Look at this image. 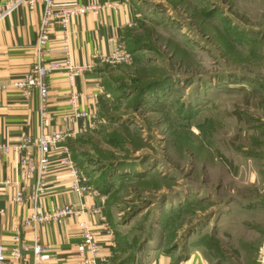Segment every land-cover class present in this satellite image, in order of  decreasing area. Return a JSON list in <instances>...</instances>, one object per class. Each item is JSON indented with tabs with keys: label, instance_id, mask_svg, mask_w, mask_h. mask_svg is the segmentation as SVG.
Here are the masks:
<instances>
[{
	"label": "rangeland",
	"instance_id": "374dc122",
	"mask_svg": "<svg viewBox=\"0 0 264 264\" xmlns=\"http://www.w3.org/2000/svg\"><path fill=\"white\" fill-rule=\"evenodd\" d=\"M145 9L121 40L129 59L100 62L97 127L69 147L113 230L114 262L182 264L196 252L204 264H254L264 242V0Z\"/></svg>",
	"mask_w": 264,
	"mask_h": 264
},
{
	"label": "crops",
	"instance_id": "0c3cea01",
	"mask_svg": "<svg viewBox=\"0 0 264 264\" xmlns=\"http://www.w3.org/2000/svg\"><path fill=\"white\" fill-rule=\"evenodd\" d=\"M61 4H87L99 2H116L113 9L100 10L97 13H88L83 16H74L68 25L69 50L72 59L79 63H93V69L76 76V88L83 94L80 101L82 109L92 106L91 96L97 95L98 104L102 92L100 76V62L94 59L100 54H108L111 49L109 38L131 39L135 33L136 24L148 2L164 3L166 0H58ZM41 6L33 9L19 7L0 21V83L19 77L26 72L33 60L36 29L39 22ZM48 58H59L64 55L63 34L59 28L51 29ZM48 115L52 121L42 122L38 116V100L35 93L24 100L15 88L0 91V145L15 144L21 135L29 133L37 135L39 132L51 131L62 125V117L68 113L67 90L64 73L54 72L48 76ZM97 107H94L97 111ZM70 137L64 146L70 150ZM61 148L55 149L51 155V171L47 178V187L39 196L37 203L26 199L33 191L34 177H23L18 171L19 155L14 150L0 151V245L4 249L7 261H12L11 246L14 243L12 225L15 222L30 217L31 214L49 211L67 204L84 206H99L98 199L93 194L78 195L69 187V176L65 169L57 165V159L62 155ZM36 153H32L35 160ZM72 156V153H71ZM16 183L24 187V200L16 204L11 197L14 194ZM87 223L98 242L99 250L95 258L97 263L110 264L114 258L115 245L113 230L104 214L72 215L61 217L56 221L40 223L36 226L28 225L20 230L22 242L31 243L35 232L45 247L43 264H80L79 251L82 242L80 222ZM264 249V242L262 245ZM259 252V251H258ZM257 256V255H256ZM258 257L254 264H258ZM170 260L157 256L146 264H170ZM16 264H31V252H24L21 260ZM182 264H204L203 259L196 253H190Z\"/></svg>",
	"mask_w": 264,
	"mask_h": 264
},
{
	"label": "built area",
	"instance_id": "2783aa9c",
	"mask_svg": "<svg viewBox=\"0 0 264 264\" xmlns=\"http://www.w3.org/2000/svg\"><path fill=\"white\" fill-rule=\"evenodd\" d=\"M40 5L41 12L39 22L36 29V39L33 47L34 56L29 69L19 77L0 83V91L8 88H15L22 99H28L31 94L35 93L38 100L37 113L41 121H52V117L48 115V88L47 78L54 72L64 73L65 82L68 85V113L62 117V125L53 128L51 131L39 132L37 135L24 133L19 140L12 145H0V151L14 150L19 155L18 171L25 178L34 177L33 191L26 197L31 202L37 203L39 196L47 187V178L51 171V153L61 148L62 155L57 159L56 163L65 169L69 176V187L71 191L78 195L92 194L87 176L75 164L72 159L71 152L64 146V143L78 135H84L91 132L99 123V116L96 113L98 98L93 94L92 106L82 109L80 101L84 97L76 88V76L84 74V72L93 69V63L86 62L79 64L71 57L69 50V34L68 25L74 16H83L88 13H97L104 9H113L116 2H99L87 4H61L58 0H0V21L16 11L19 7L33 9L34 6ZM57 27L63 34L64 55L59 58H48L49 43L51 41V29ZM111 43V51L108 54H100L95 56L99 62L107 63H124L130 53L125 48L123 42L118 38H109ZM36 153L33 160L32 153ZM16 188L12 201L16 204L23 203L24 187L16 183ZM83 213L100 214V208L90 206L86 209L84 206L67 204L62 207L49 211L36 212L30 217L23 218L12 225L16 235L14 243L11 246L12 261H7L4 249L0 245V264H16L21 260L24 252H31V264H43L45 257V247L35 232L31 243L22 242L20 239V230L28 225L36 226L40 223L56 221L61 217H71L72 215H80ZM79 230H81L82 242L79 254L81 256L80 264H99L95 261L98 255V242L93 235V231L88 227L87 223L80 222ZM104 261H100L101 263ZM260 263L264 264V249L260 251ZM100 263V264H101Z\"/></svg>",
	"mask_w": 264,
	"mask_h": 264
},
{
	"label": "trees",
	"instance_id": "16d2710c",
	"mask_svg": "<svg viewBox=\"0 0 264 264\" xmlns=\"http://www.w3.org/2000/svg\"><path fill=\"white\" fill-rule=\"evenodd\" d=\"M259 95L262 96V97L264 98V90L261 91V92L259 93ZM130 263H131V261L128 260L127 263H122V264H130ZM110 264H116V262H114V258H112V259L110 260Z\"/></svg>",
	"mask_w": 264,
	"mask_h": 264
}]
</instances>
